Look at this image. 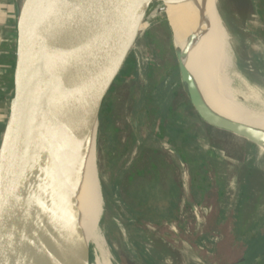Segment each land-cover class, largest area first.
I'll return each mask as SVG.
<instances>
[{"label": "water", "instance_id": "1", "mask_svg": "<svg viewBox=\"0 0 264 264\" xmlns=\"http://www.w3.org/2000/svg\"><path fill=\"white\" fill-rule=\"evenodd\" d=\"M155 2L163 4L23 0L0 132V264H70L67 243L76 236L71 191L80 157L91 127L97 132L104 100L146 34L169 25L163 5L151 10ZM174 50L180 80L205 129L232 139L243 154L264 153V142L240 137L210 112ZM202 211L208 215L211 207Z\"/></svg>", "mask_w": 264, "mask_h": 264}, {"label": "rangeland", "instance_id": "2", "mask_svg": "<svg viewBox=\"0 0 264 264\" xmlns=\"http://www.w3.org/2000/svg\"><path fill=\"white\" fill-rule=\"evenodd\" d=\"M22 2L23 0H17L19 7ZM162 5V2H155L152 4L151 10L155 9L156 6L162 7ZM217 5L228 35L227 42L232 58V67L238 72L236 58L239 57L242 64L241 67H243L244 72L249 75V71H247V69H249V64L247 63L249 59L248 54L254 56L253 48L254 44L257 42L254 38L256 35L252 29H250L253 22H256L257 19H253L250 16L256 11V8H258L257 1L218 0ZM166 18L169 23L168 27L171 29V35L175 46L174 32L167 15ZM212 23L214 27H216L215 23ZM146 27L147 22L144 20L140 27V33L146 29ZM162 31H166L164 25L157 28L154 33ZM143 46L144 43H142L139 50H141ZM134 57L136 58L139 69L140 66L147 64L152 60L151 57L144 52H137ZM168 60L172 65L173 60L170 58H168ZM175 61L177 63V58ZM174 63L175 62H173V64ZM160 67H155V80H158V78L162 76V67L165 68V64L161 68ZM211 67L233 89L234 86L228 77L212 64ZM125 75L126 71H124L121 77L115 81L113 85L115 91L113 90V92L111 91L107 95H113L114 97L112 121L114 126H116L117 131L113 134L111 143L106 141L104 136L101 140H98V128L95 137L96 166L100 184V196L103 202V209L104 201H107V206L105 211H103L102 218L94 226L92 231L89 240V258L95 255L101 256L102 254L106 256L100 245L102 240L100 242L97 240V228L98 225H100L113 264H169L170 262L171 264H206L190 249L191 247L186 240L181 242L174 236H167L163 233L164 230H156L150 223L148 224V227H141L132 223L118 194H111L109 193L110 188L107 189L110 180L109 173L105 171V151L112 145V156L117 157V162L113 163L115 171L118 170V168L128 167L133 158L134 151L126 154L122 158H120L119 155L128 147V145L125 146V139L127 138L130 128L133 126L136 128L139 127L138 121L136 120L135 109L136 107H142L145 114L149 110H155V113H153L154 115H149L147 119V114L143 117L141 116V120L139 121L141 122V124H139L141 140H143L148 146L160 148L166 152L165 157L162 156L161 160L169 164L175 162L176 159L178 160L177 151L174 149L178 148L180 151L183 149L182 144L186 135H189V137L193 136L198 140L200 139L201 141H199V143H201L202 148L209 145L208 149L213 157H218L221 160L216 163V160L214 159L215 161L208 165L210 168L216 167L223 180L225 192L222 206L225 208L231 207L236 201L237 186L236 177L234 175L238 174L241 170L240 168L248 163L252 164V166L259 167L260 170L264 172V153L258 154V149H254V151H251L248 155L243 154L240 146L238 150L234 148L237 143L232 141V139H227V137L219 136L216 133H210L205 129L190 104L185 87L180 80L178 69H171L168 74L166 73L163 75V80L157 88H155V86H153L152 83L142 75L141 77L143 78L138 77L137 79V77H132L121 83V80L124 79ZM242 78L244 79V75ZM233 90L235 91V88ZM106 110V114L110 115V107H107ZM214 116L223 122L224 125L236 132L240 137L253 140L257 139L255 135H250L246 131L244 132L240 130L233 125L231 121H228L224 117L218 114ZM107 118L109 120V116H107ZM108 120L105 121V123H107ZM172 135L175 136L172 140L175 148L169 140V137L171 138ZM108 145L109 147H107ZM192 147H194V145H192ZM98 148L99 152L97 150ZM191 153V157H196L199 154L192 151ZM222 154H224L223 157ZM208 159L210 160V158ZM147 165V156H143L138 162L132 165L131 170L135 171L136 169H144ZM182 178L185 183V189L187 190V175L185 172L182 173ZM102 190L105 193L104 200L101 193ZM262 213L263 207L260 209L258 215L255 216V219L259 221ZM197 215L199 216L198 212ZM198 219V222L201 223L200 216ZM169 228L171 232L175 231V228L172 226ZM224 230L226 234L229 232L228 227ZM179 241L181 242V245H178ZM216 241L217 240L213 238L205 240L204 246H211ZM222 246L228 260L239 257L238 251H231L227 246L224 248V244ZM100 252L102 253L100 254ZM239 258L238 261L241 259ZM252 264H264V255L257 257L256 261Z\"/></svg>", "mask_w": 264, "mask_h": 264}, {"label": "trees", "instance_id": "3", "mask_svg": "<svg viewBox=\"0 0 264 264\" xmlns=\"http://www.w3.org/2000/svg\"><path fill=\"white\" fill-rule=\"evenodd\" d=\"M219 14L221 16L220 11ZM221 19L223 20L222 16ZM163 25L166 31L146 34L144 46L139 51L150 56L152 60L139 69L133 57L121 83L132 77H146L157 88L163 80V75L168 74L171 69H178L170 28L167 23ZM168 58L175 63L172 62L171 65ZM164 64L165 68L162 67ZM160 66L163 74L155 80V67ZM113 90L114 88H111L110 92ZM113 101V95L106 97L98 118V140L104 136L109 143L117 131L112 121ZM107 107H110V115L106 114ZM135 110L139 127L141 116L147 114V119L155 113V110H149L145 114L142 107H136ZM139 127L130 128L125 139V146L128 147L119 155L122 158L134 151L128 167L115 171L113 163L117 162V157L112 156V145L104 153L105 171L109 173L110 180L107 189L110 188L111 194H118L132 223L141 227H148L150 223L156 230H164L163 233L167 236H174L181 242L186 240L190 249L206 264H252L257 257L264 255V172L249 163L242 166L239 173L234 175L237 186L236 201L231 207L225 208L222 206L225 192L223 180L216 167H209L211 162L207 157L197 156L191 159L174 147L180 153L183 165L177 159L170 164L163 162L161 158L165 157L166 152L144 143ZM173 137L175 136L169 137L171 142ZM97 150L99 152V148ZM143 156H147V167L132 171V165ZM184 172L187 175V190L182 178ZM101 193L104 200L105 193L103 190ZM194 205L200 208L211 207L208 215L201 209L197 211L201 223L198 222L199 216L193 211ZM106 206L107 201H104L103 211ZM262 207L263 213L258 221L255 216ZM174 221L177 232H171L168 225ZM227 227L229 232L226 234L224 229ZM212 238L217 241L211 246H204V241ZM180 241L178 245H181ZM223 244L224 248L227 246L231 251H238L239 257L244 261L238 263L239 257L228 260L222 248Z\"/></svg>", "mask_w": 264, "mask_h": 264}, {"label": "bare ground", "instance_id": "4", "mask_svg": "<svg viewBox=\"0 0 264 264\" xmlns=\"http://www.w3.org/2000/svg\"><path fill=\"white\" fill-rule=\"evenodd\" d=\"M215 4L216 0H163L183 71L196 84L211 112L227 114L230 118L227 120L233 125L255 135L257 141L264 142V97L232 67L227 35L218 23ZM210 63L228 77L235 91L212 69ZM95 137L96 129L93 126L83 148L71 191L76 236L67 243V246L70 243V264H113L104 239L100 245L106 256L102 254L89 258V240L94 226L103 215ZM86 258L88 263L85 262Z\"/></svg>", "mask_w": 264, "mask_h": 264}, {"label": "crops", "instance_id": "5", "mask_svg": "<svg viewBox=\"0 0 264 264\" xmlns=\"http://www.w3.org/2000/svg\"><path fill=\"white\" fill-rule=\"evenodd\" d=\"M256 1L258 4V8H256V11L250 17L259 20L258 22L257 20L256 22H253L250 29H252V31L256 35L257 38L255 36L254 38L257 40V42L256 44H254L253 48L254 56L248 54V77L242 74L238 67L237 70L239 75L241 77L244 75V80L248 84H250L258 93V89L264 93V0ZM19 8L20 7L17 4V0H0V132L3 127L5 110L7 108L11 94L12 75L15 61L16 23ZM212 113L213 115H217L214 112ZM218 115L224 117L225 119H229V116L227 114L220 113ZM190 137L189 135H186L184 138V142L182 144L183 149L181 150L183 154L191 159L196 158L197 156L191 157L190 154H192V151L194 153H199L198 156H205L207 158H210V162H214L216 160V163H218L219 161H221L218 157H213L208 149L209 145H205L206 147L202 148L201 143H199V141H201L200 139L198 140L193 136ZM173 143L174 142L172 141L171 144L174 147ZM192 145H194V147H192ZM177 154L180 155L178 151ZM223 155L224 154H222V157ZM202 207L203 206H201V208L195 205L192 206L195 214H197L198 210H202ZM168 225L169 227L172 226L173 228H175L176 224L174 221L168 223ZM97 231V240L100 242L102 239H104L103 232L100 229V225H98ZM174 232H177L176 228ZM169 264H171V262Z\"/></svg>", "mask_w": 264, "mask_h": 264}, {"label": "flooded vegetation", "instance_id": "6", "mask_svg": "<svg viewBox=\"0 0 264 264\" xmlns=\"http://www.w3.org/2000/svg\"><path fill=\"white\" fill-rule=\"evenodd\" d=\"M236 61H237V67L239 68L240 72H241L242 74H244L246 77H248L247 74L244 72V68L241 67L242 64H241V62H240V58L237 57V58H236Z\"/></svg>", "mask_w": 264, "mask_h": 264}, {"label": "built area", "instance_id": "7", "mask_svg": "<svg viewBox=\"0 0 264 264\" xmlns=\"http://www.w3.org/2000/svg\"><path fill=\"white\" fill-rule=\"evenodd\" d=\"M139 51H140V50H138L137 52H139ZM137 52H136V53H137ZM134 56H135V55H134ZM134 58H135V57H134ZM148 59H149V58H148ZM135 60H136V58H135ZM148 63H149V62H148ZM148 63H147V64H148Z\"/></svg>", "mask_w": 264, "mask_h": 264}]
</instances>
